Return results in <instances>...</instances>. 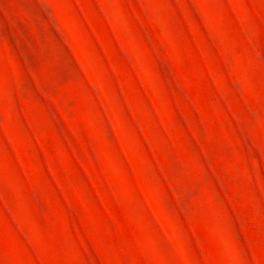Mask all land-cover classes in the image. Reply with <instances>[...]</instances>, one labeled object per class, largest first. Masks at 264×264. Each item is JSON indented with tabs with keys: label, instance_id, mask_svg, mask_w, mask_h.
<instances>
[{
	"label": "rangeland",
	"instance_id": "374dc122",
	"mask_svg": "<svg viewBox=\"0 0 264 264\" xmlns=\"http://www.w3.org/2000/svg\"><path fill=\"white\" fill-rule=\"evenodd\" d=\"M0 264H264V0H0Z\"/></svg>",
	"mask_w": 264,
	"mask_h": 264
}]
</instances>
